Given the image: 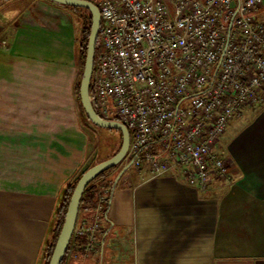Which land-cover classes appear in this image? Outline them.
<instances>
[{
	"label": "crops",
	"instance_id": "obj_1",
	"mask_svg": "<svg viewBox=\"0 0 264 264\" xmlns=\"http://www.w3.org/2000/svg\"><path fill=\"white\" fill-rule=\"evenodd\" d=\"M17 1L0 14V264H42L63 192L111 154L90 152L76 100L81 21L48 0ZM215 150L229 170L204 191L178 169L117 178V166L99 251L64 264H264V100Z\"/></svg>",
	"mask_w": 264,
	"mask_h": 264
},
{
	"label": "built area",
	"instance_id": "obj_2",
	"mask_svg": "<svg viewBox=\"0 0 264 264\" xmlns=\"http://www.w3.org/2000/svg\"><path fill=\"white\" fill-rule=\"evenodd\" d=\"M87 1L100 14L89 97L99 117L129 131L121 167L178 169L203 191L226 177L217 141L264 100V0ZM111 192L102 178L95 205L79 204L72 236L85 240L75 249L99 251Z\"/></svg>",
	"mask_w": 264,
	"mask_h": 264
},
{
	"label": "water",
	"instance_id": "obj_3",
	"mask_svg": "<svg viewBox=\"0 0 264 264\" xmlns=\"http://www.w3.org/2000/svg\"><path fill=\"white\" fill-rule=\"evenodd\" d=\"M53 3L62 6L80 7L89 11L91 16V24L89 30V36L87 40L85 59L82 69V75L78 81L79 83V99L80 110L83 117H86L87 121L93 126L104 127L109 129L118 130L121 133V144L117 152L110 157L101 160L90 167H88L77 180L70 199L67 204L65 216L58 236L55 240L50 258L47 264H60L75 227L78 208L80 204L81 195L85 187L95 179L100 173L120 165L124 159L129 146V131L122 123L116 120L102 119L95 112L89 97L90 82L94 67V56L96 43L98 38V31L100 25V14L97 7L87 0H48ZM127 168L123 167L119 172L117 178ZM117 179H115L116 182ZM114 182V183H115Z\"/></svg>",
	"mask_w": 264,
	"mask_h": 264
},
{
	"label": "trees",
	"instance_id": "obj_4",
	"mask_svg": "<svg viewBox=\"0 0 264 264\" xmlns=\"http://www.w3.org/2000/svg\"><path fill=\"white\" fill-rule=\"evenodd\" d=\"M67 7L71 10L74 11V17L75 19H78L81 21V34L79 37V42H78V46H77V57H78V62L80 64V75H82V69H83V64H84V59H85V53H86V46H87V40H88V36H89V30H90V24H91V16L90 13L87 9L85 8H80V7H71V6H64ZM98 38H97V43H96V49H95V56H94V65H95V61H96V55H97V51H98ZM75 95H76V100H77V104L78 107L80 109V99H79V83L76 82L75 83ZM81 112V110H80ZM86 119V117H85ZM87 120V119H86ZM114 131H117L119 133V144L117 149L111 154L113 155L115 152L118 151L120 144H121V133L118 130L115 129H111ZM110 157V156H109ZM95 164V163H94ZM116 167L110 168L102 173H100L95 179H93L84 189L81 198H80V204L83 203H89L92 206L95 205L96 203V198H97V182L100 181L102 178H108L109 174L115 169ZM87 168H85L86 170ZM83 170L81 172V174L85 171ZM81 174H79L71 183H69V185L67 186L66 190L63 192L62 194V200L61 203L58 207V210L56 212V216H55V225L52 231V237L51 240L47 243L45 250H44V255H43V263L42 264H47L55 240L58 236L59 230L61 228V225L63 223L64 220V216H65V212H66V208H67V204L68 201L70 199V196L72 194V191L74 189V186L77 182V180L79 179V177L81 176ZM109 180H111L112 183V179L109 178ZM79 209V208H78ZM108 209V206L105 207V214L106 211ZM80 216H83L82 212L79 209V213L77 215V218H79ZM84 217L86 218H91L90 214H86ZM85 238H79L78 240L75 241L74 236L71 237L70 242L68 244L67 250L60 262V264H64L66 261L67 256L72 253V254H82V250L79 249H75L74 248V242H82L84 241Z\"/></svg>",
	"mask_w": 264,
	"mask_h": 264
},
{
	"label": "rangeland",
	"instance_id": "obj_5",
	"mask_svg": "<svg viewBox=\"0 0 264 264\" xmlns=\"http://www.w3.org/2000/svg\"><path fill=\"white\" fill-rule=\"evenodd\" d=\"M20 3L17 0H0V14L4 11H11L19 8ZM73 12V10H71ZM71 12V13H72ZM79 25V23H77ZM81 26V23H80ZM80 70L77 71L75 82L80 79ZM84 121V130L88 136V147L90 152L96 155V161L101 160L105 156L112 154L119 144V133L109 128L97 127L90 124L82 115ZM75 255V254H74ZM83 264H103V259L99 257L96 261H86Z\"/></svg>",
	"mask_w": 264,
	"mask_h": 264
}]
</instances>
